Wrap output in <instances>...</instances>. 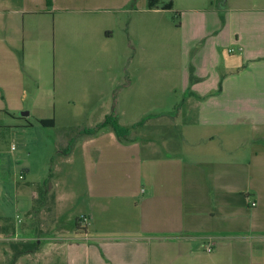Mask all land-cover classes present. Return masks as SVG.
<instances>
[{
    "label": "crops",
    "instance_id": "crops-1",
    "mask_svg": "<svg viewBox=\"0 0 264 264\" xmlns=\"http://www.w3.org/2000/svg\"><path fill=\"white\" fill-rule=\"evenodd\" d=\"M149 3L0 0V121L29 134L41 120L58 127L64 104H90L116 86L119 97L104 103L111 111L140 91L157 95L155 74L140 73L156 58L141 52L155 48L149 33L171 29L156 22L179 14L172 32L179 36L183 102L170 109L181 107L182 138L164 140L165 153L151 135L144 152L138 140L118 137L102 121L82 131L83 138L64 139L63 159L70 165L81 159L88 191L87 222L76 221V231L132 241L136 247L125 251L124 264H264V0H159L153 9ZM142 15L152 21L143 25V38ZM105 65L122 70L107 72L106 79L100 73ZM174 77L169 73L167 82ZM24 167L22 180L32 175ZM40 183L30 182L37 189L27 200L19 239L22 245L36 241V253L47 239L46 224L57 223L40 206L52 202L54 209L72 198L57 197L58 184L41 191ZM114 201H131L139 215L103 228L116 222L106 218ZM26 253L22 247L20 254Z\"/></svg>",
    "mask_w": 264,
    "mask_h": 264
},
{
    "label": "rangeland",
    "instance_id": "rangeland-1",
    "mask_svg": "<svg viewBox=\"0 0 264 264\" xmlns=\"http://www.w3.org/2000/svg\"><path fill=\"white\" fill-rule=\"evenodd\" d=\"M150 23L152 21H147V18L142 15V28L138 32L142 38L143 35L146 37L148 34L143 25ZM156 23L167 25L171 29L165 28V31L149 33L155 39L152 45L155 48L142 51L141 56L156 58V62L142 64L140 73L142 76L155 74L156 80L151 84L159 88L160 93L157 95H142L140 91L139 95L126 96L125 104L120 105V108L115 109L116 111H111L104 103L113 94L112 98L119 97L120 88L116 86L113 94L107 97H93L90 104L85 105L78 101L70 105L64 104L59 109L58 127L40 126L29 134L20 126L10 128L6 125L7 123L0 121V264H124L121 260L125 257V251H134L136 244L132 241L96 240L94 238L97 235H85L84 231H76L77 219L80 220V224H84L83 219L86 214L84 207L88 191L85 171L81 159H74L71 165L67 164L61 152L66 149L64 139L76 141L80 137L83 138L86 134L82 131L101 125L102 121L106 120V115L108 117L114 113L118 124L129 131L126 138L138 140L144 152L148 150L151 135H157V144L162 146L160 150L165 153L169 152L170 147L164 143V140L182 138L185 122H183V113L180 111L181 107L170 109L171 105L183 102L180 93L179 36L172 32L177 31L180 18L172 13L168 15L167 21L162 19L161 22ZM169 34L172 35L171 42L168 41ZM132 41L137 42L135 37ZM120 67L121 65H117L115 69H109L105 65L101 67L100 73L107 79V72L119 74L122 70ZM94 70L96 71L97 67H94ZM128 72L133 73L132 66L128 67ZM169 73L175 76L172 83H168L166 79ZM141 88L144 89L143 85ZM175 88L177 93H174ZM169 117L172 118L171 121L168 120ZM166 122H169L167 128L160 127ZM106 127L109 128V126ZM24 166L31 167L32 175L22 180L21 176L25 173ZM32 180L34 182L41 180L40 190L46 192L58 184L55 195L72 198L68 201L61 200L60 205L58 204V207L54 209H50L52 202H48L45 208L40 206L43 213L45 210L46 213L51 210L50 213L55 215L57 223L46 224L48 234L44 236L47 239L42 241V249L38 253L32 251L28 254H20V249L25 247L19 239L23 238L21 231L28 219L27 200L34 187L37 189L30 184ZM145 196H148V193ZM113 203L116 207L107 214L106 218L114 219L116 222H113L114 225H103V228L110 226L115 228V225L117 227L125 219H135L139 215L138 209L131 210V201H124L123 205L119 201ZM103 235H105V237L101 236L103 238L109 236ZM34 242L27 244L28 250L38 245ZM31 243L34 244L31 246ZM120 254L123 256L118 257Z\"/></svg>",
    "mask_w": 264,
    "mask_h": 264
},
{
    "label": "trees",
    "instance_id": "trees-1",
    "mask_svg": "<svg viewBox=\"0 0 264 264\" xmlns=\"http://www.w3.org/2000/svg\"><path fill=\"white\" fill-rule=\"evenodd\" d=\"M159 3V0H150V3H149V6L151 9L155 8ZM166 8L165 9H170L171 6H165ZM179 16V14H176ZM222 20L224 22V18L222 17ZM194 79V76H193V70L191 72V80L193 81ZM115 114V113H114ZM114 114H112L111 116H108L106 118V120L104 121V123L102 124L103 127H106V126H109L110 128L113 129V131L116 133V135L120 138H125L128 136V130L126 128H123L121 127L118 122H117V119L116 117L114 116ZM38 124H40L41 126H45V127H51V126H54L55 122L53 120H50V121H45V120H41V121H38ZM80 223V220H77V224L79 225ZM36 242V241H35ZM34 242V243H35ZM33 243V244H34ZM32 243L30 244L31 246L33 245ZM27 244L25 245L24 249L27 250L28 252H32V251H35L36 248L38 247V245L36 247H34L33 249L31 250H28L27 248Z\"/></svg>",
    "mask_w": 264,
    "mask_h": 264
},
{
    "label": "built area",
    "instance_id": "built-area-1",
    "mask_svg": "<svg viewBox=\"0 0 264 264\" xmlns=\"http://www.w3.org/2000/svg\"><path fill=\"white\" fill-rule=\"evenodd\" d=\"M252 206H253V207L256 206V203H252ZM83 222L86 223V222H87V219L84 218V219H83ZM207 252H208V253H211V252H212V249L209 248V249L207 250Z\"/></svg>",
    "mask_w": 264,
    "mask_h": 264
}]
</instances>
